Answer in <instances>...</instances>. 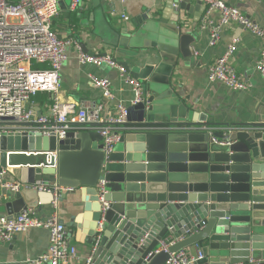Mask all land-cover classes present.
Here are the masks:
<instances>
[{"label":"water","instance_id":"1","mask_svg":"<svg viewBox=\"0 0 264 264\" xmlns=\"http://www.w3.org/2000/svg\"><path fill=\"white\" fill-rule=\"evenodd\" d=\"M63 3L69 10L73 0ZM188 4L172 1L125 36L107 34V46L129 57L120 65L143 92L128 108L137 129L121 135L109 158L97 131L70 132L63 140L0 134L5 181L57 184L85 195L73 226L97 246L91 264H167L169 254L199 244L204 258L196 264L264 262V123L211 134L199 129L211 128L208 117L190 116L172 83L178 59L192 56L195 37L184 33L182 16ZM27 195L37 200L28 204ZM53 201L50 193L0 192V217L13 220ZM168 236L182 240L156 253Z\"/></svg>","mask_w":264,"mask_h":264},{"label":"built area","instance_id":"2","mask_svg":"<svg viewBox=\"0 0 264 264\" xmlns=\"http://www.w3.org/2000/svg\"><path fill=\"white\" fill-rule=\"evenodd\" d=\"M122 6L126 0H116ZM206 6V20L203 28L210 33V45L218 43L222 31L230 25L240 26L244 32L256 35L262 41L257 71L264 80V29H261L239 9L230 6L226 0H201ZM264 1V0H259ZM80 0H73L76 8ZM59 14V0H0V134L23 135L40 133L43 137H56L63 140L70 132L97 131L103 138L104 152L107 158L114 152L121 135L137 128L129 124L128 107L119 105L115 114L105 116V101L112 99L111 85L108 80L92 78L95 87L102 90L103 101L89 107H78L74 103L62 101L61 73L69 60L68 49L74 45L77 60L81 65L96 67L108 66L117 69L126 76V83L133 89L135 99L132 106L142 99V85L128 75V72L113 57L90 55L85 53L72 39H61L52 29L53 20ZM218 19H214V15ZM126 19V14H123ZM239 39L233 40L227 51L210 66L208 81L220 84L234 92H246L251 85L244 82L231 64L237 50ZM46 65L37 69L34 65ZM46 93L51 98L49 112L38 114L34 110V98ZM100 124L101 127H92ZM227 127L220 131L248 130V128ZM200 130L212 134L214 129L201 127ZM215 142L216 139H214ZM7 171L0 169V186L13 193L31 190L38 193H50L54 196L53 206L58 207L60 198L72 189L59 187L57 184L44 185L7 182ZM104 182L100 181L99 188ZM32 229H46L49 232L47 252L28 264H71L77 258V248L71 243L66 226L54 216L43 220L33 210H28L13 220L0 217V241L10 242L19 233ZM182 239L164 240L156 253H168ZM97 246L95 245L86 258L85 264H91ZM204 258L202 249L197 246V255L191 257L184 250L169 254L167 264H196Z\"/></svg>","mask_w":264,"mask_h":264},{"label":"crops","instance_id":"3","mask_svg":"<svg viewBox=\"0 0 264 264\" xmlns=\"http://www.w3.org/2000/svg\"><path fill=\"white\" fill-rule=\"evenodd\" d=\"M65 0H59V14L52 22V29L61 39H72L78 46L83 44L90 55H106L113 57L119 64L128 61V56L117 53L107 46V36H125L123 32L132 31L135 24L143 16H151L163 11L167 3L182 0H126L124 6L116 0H80L76 8L66 9ZM226 3L239 9L261 29H264V1L259 0H226ZM188 12H183L185 21L184 33L195 37L191 45L192 56L189 60L178 59L172 83L182 103L189 107L190 116L196 120L208 117L213 129L227 127L243 128L249 124L264 123V80L257 71L262 41L256 35L244 32L238 25L227 26L221 33L220 40L214 46L210 45V33L203 28L206 20V6L201 0H189ZM126 14V19H123ZM218 19V15H214ZM108 34V35H107ZM239 39L237 50L231 64L241 79L250 84L246 92H234L223 85L208 81V70L215 60L221 57L232 44ZM80 42V43H79ZM81 47V46H80ZM82 49V48H81ZM69 60L61 73L60 99L76 104L78 107H89L93 103L103 101L102 90L95 87L92 78L110 82L112 99L105 101V116L115 114L119 105L132 107L135 99L133 89L126 83V76L117 69L108 66L96 67L81 65L77 60V49L72 45L68 49ZM37 69H45L46 65H34ZM129 76L133 77L130 73ZM50 98V96H49ZM51 100V98H50ZM36 113H48L51 104L44 99L34 100ZM222 132V131H221ZM128 133V132H125ZM220 133V132H217ZM223 134V133H221ZM9 173L19 179V169H9ZM7 190L0 186V192ZM30 192H27L28 194ZM25 197V201L34 203L37 199ZM85 195L81 191L65 193L60 198L58 207L53 204H41L31 207L38 218L43 220L56 216L69 233L71 243L77 248V258L71 264H85L93 246L88 243L84 229L73 226V221L83 215ZM167 239H172L168 236ZM49 232L46 229H32L17 234L10 242L0 241V264H28L44 255L49 248ZM197 246L194 245L184 252L195 257ZM264 262H253L261 264Z\"/></svg>","mask_w":264,"mask_h":264},{"label":"trees","instance_id":"4","mask_svg":"<svg viewBox=\"0 0 264 264\" xmlns=\"http://www.w3.org/2000/svg\"><path fill=\"white\" fill-rule=\"evenodd\" d=\"M39 99H44V101H46V103H48V104H51V100H50V98H49V95L48 94H46V93H40V94H38L35 98H34V100L36 101V103H38V100Z\"/></svg>","mask_w":264,"mask_h":264},{"label":"rangeland","instance_id":"5","mask_svg":"<svg viewBox=\"0 0 264 264\" xmlns=\"http://www.w3.org/2000/svg\"><path fill=\"white\" fill-rule=\"evenodd\" d=\"M119 148V146L117 145L116 147H115V149H118Z\"/></svg>","mask_w":264,"mask_h":264}]
</instances>
